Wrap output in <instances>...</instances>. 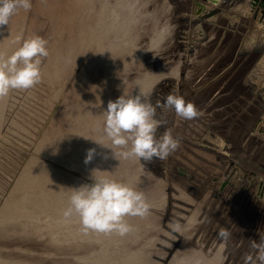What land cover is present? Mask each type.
<instances>
[{
	"label": "rangeland",
	"instance_id": "1",
	"mask_svg": "<svg viewBox=\"0 0 264 264\" xmlns=\"http://www.w3.org/2000/svg\"><path fill=\"white\" fill-rule=\"evenodd\" d=\"M31 3L0 27L5 57L35 35L49 52L41 83L0 98V264H259L264 0ZM170 93L198 111L157 108V136L170 130L178 149L122 158L103 132L108 102ZM100 178L146 198L124 235L63 215L73 189Z\"/></svg>",
	"mask_w": 264,
	"mask_h": 264
},
{
	"label": "clouds",
	"instance_id": "2",
	"mask_svg": "<svg viewBox=\"0 0 264 264\" xmlns=\"http://www.w3.org/2000/svg\"><path fill=\"white\" fill-rule=\"evenodd\" d=\"M30 11L31 0H0V27L8 25L9 19L18 9ZM48 41L35 35L23 40L10 56L0 53V98L8 96L11 90H28L42 80L41 58L49 55ZM157 108L174 109L177 116L192 120L198 116L196 107L186 102L182 96L168 94L164 100L154 106L143 94L118 97L109 101L105 113L103 132L111 140L114 148H119V155L124 158L166 160L176 151L180 141L173 137L170 130L157 136V130L164 126L163 119L156 118ZM95 150L89 149L85 158L87 164L93 158ZM143 167V166H142ZM149 206L142 192L136 191L126 183L115 179H94V183L73 189L70 206L64 217L74 213L78 215L82 229L100 233L116 232L124 235L131 230L126 222L127 216L147 214ZM221 235H226L221 232ZM257 250L259 264H264V238L252 242Z\"/></svg>",
	"mask_w": 264,
	"mask_h": 264
},
{
	"label": "bare ground",
	"instance_id": "3",
	"mask_svg": "<svg viewBox=\"0 0 264 264\" xmlns=\"http://www.w3.org/2000/svg\"><path fill=\"white\" fill-rule=\"evenodd\" d=\"M232 12V11H231Z\"/></svg>",
	"mask_w": 264,
	"mask_h": 264
}]
</instances>
